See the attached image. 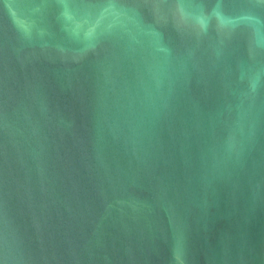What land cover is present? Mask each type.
<instances>
[{
	"label": "water",
	"instance_id": "1",
	"mask_svg": "<svg viewBox=\"0 0 264 264\" xmlns=\"http://www.w3.org/2000/svg\"><path fill=\"white\" fill-rule=\"evenodd\" d=\"M0 264H264V0H0Z\"/></svg>",
	"mask_w": 264,
	"mask_h": 264
}]
</instances>
